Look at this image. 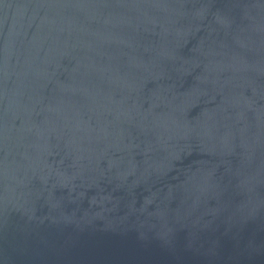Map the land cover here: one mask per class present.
<instances>
[{
	"label": "water",
	"instance_id": "water-1",
	"mask_svg": "<svg viewBox=\"0 0 264 264\" xmlns=\"http://www.w3.org/2000/svg\"><path fill=\"white\" fill-rule=\"evenodd\" d=\"M0 264H264V0H0Z\"/></svg>",
	"mask_w": 264,
	"mask_h": 264
}]
</instances>
